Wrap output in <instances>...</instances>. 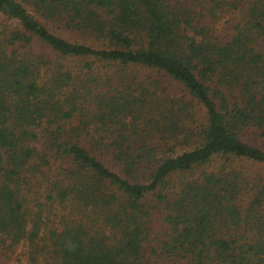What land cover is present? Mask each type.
Wrapping results in <instances>:
<instances>
[{"label": "trees", "instance_id": "1", "mask_svg": "<svg viewBox=\"0 0 264 264\" xmlns=\"http://www.w3.org/2000/svg\"><path fill=\"white\" fill-rule=\"evenodd\" d=\"M239 160L264 164V0H0V264H264Z\"/></svg>", "mask_w": 264, "mask_h": 264}, {"label": "rangeland", "instance_id": "2", "mask_svg": "<svg viewBox=\"0 0 264 264\" xmlns=\"http://www.w3.org/2000/svg\"><path fill=\"white\" fill-rule=\"evenodd\" d=\"M219 20L216 23V26L218 28V31H222L223 28L225 26H227V24H229V21H231L234 18V15L232 14V12L230 13H224V12H219ZM83 60L79 59V58H67V60H65V63L68 67H70L71 69L75 70L77 69L78 66H80L82 64ZM203 113V111H202ZM223 160L218 159L215 160L213 163H211V166L209 169L211 170H215L217 169V166L222 162ZM237 163L239 165H244L245 167L249 168L251 171L254 172H258L260 173V175H262L264 177V164H257V163H253L250 161H245L243 162L242 160L237 161ZM10 264H26V261H18V260H14L12 263Z\"/></svg>", "mask_w": 264, "mask_h": 264}]
</instances>
